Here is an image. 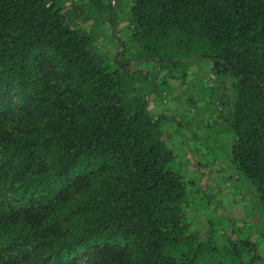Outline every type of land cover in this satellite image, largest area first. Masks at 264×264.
Here are the masks:
<instances>
[{"label": "trees", "instance_id": "obj_1", "mask_svg": "<svg viewBox=\"0 0 264 264\" xmlns=\"http://www.w3.org/2000/svg\"><path fill=\"white\" fill-rule=\"evenodd\" d=\"M132 23L139 61L202 40L235 75L233 160L264 203V0H134ZM91 44L55 0H0V264H197L161 118Z\"/></svg>", "mask_w": 264, "mask_h": 264}, {"label": "rangeland", "instance_id": "obj_2", "mask_svg": "<svg viewBox=\"0 0 264 264\" xmlns=\"http://www.w3.org/2000/svg\"><path fill=\"white\" fill-rule=\"evenodd\" d=\"M55 1L71 27L92 37L91 47L120 76L128 101L146 100L149 113L160 116L174 154L170 166L184 181L187 223L204 243L197 264H264V203L232 154L235 75L192 59L205 52L202 40L171 44L160 52L163 64L139 61L142 49L132 37L134 0H112L110 10V0Z\"/></svg>", "mask_w": 264, "mask_h": 264}, {"label": "water", "instance_id": "obj_3", "mask_svg": "<svg viewBox=\"0 0 264 264\" xmlns=\"http://www.w3.org/2000/svg\"><path fill=\"white\" fill-rule=\"evenodd\" d=\"M109 17H110V19H112V18H111V14L109 15Z\"/></svg>", "mask_w": 264, "mask_h": 264}]
</instances>
